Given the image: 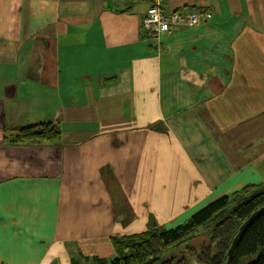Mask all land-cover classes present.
Listing matches in <instances>:
<instances>
[{"label": "crops", "instance_id": "obj_1", "mask_svg": "<svg viewBox=\"0 0 264 264\" xmlns=\"http://www.w3.org/2000/svg\"><path fill=\"white\" fill-rule=\"evenodd\" d=\"M147 7L0 0V264L109 259L149 215L170 224L264 181V0H165L211 17L162 37ZM15 106L59 141L14 144Z\"/></svg>", "mask_w": 264, "mask_h": 264}, {"label": "trees", "instance_id": "obj_2", "mask_svg": "<svg viewBox=\"0 0 264 264\" xmlns=\"http://www.w3.org/2000/svg\"><path fill=\"white\" fill-rule=\"evenodd\" d=\"M161 127L156 125V129ZM61 136L57 122L18 129L14 144L56 143ZM264 206V181L222 196L194 212L185 222L166 229L149 215L147 229L131 235L109 238L113 258L85 257L80 253L71 264H187L184 257L165 258L171 249L185 246L201 234L207 242L198 250L204 264H223L224 256L238 228ZM264 264V213L253 220L235 247L230 264Z\"/></svg>", "mask_w": 264, "mask_h": 264}, {"label": "built area", "instance_id": "obj_3", "mask_svg": "<svg viewBox=\"0 0 264 264\" xmlns=\"http://www.w3.org/2000/svg\"><path fill=\"white\" fill-rule=\"evenodd\" d=\"M124 5H133L139 2L148 3L145 16L142 20V28L147 33L156 37L167 36L178 28L191 29L198 26L202 19H210L207 13H172L165 14L162 5L165 0H119Z\"/></svg>", "mask_w": 264, "mask_h": 264}, {"label": "rangeland", "instance_id": "obj_4", "mask_svg": "<svg viewBox=\"0 0 264 264\" xmlns=\"http://www.w3.org/2000/svg\"><path fill=\"white\" fill-rule=\"evenodd\" d=\"M18 110V112L21 114V116L17 119V118H14L12 117V119L14 120L13 122H9L8 123V126H7V133H6V137H8L10 140L16 138V134L18 132V129L20 128H24V127H27V126H24L22 125L21 123L24 121L25 119V114L23 112V110L20 108V107H17L15 106ZM29 126V125H28ZM217 198L219 197H214V199H211L210 201H208L207 203H205L204 206H206L207 204H210L212 203L213 201L217 200ZM194 213V212H193ZM191 216V214L187 217H184L182 219H179L177 220L176 222H173V223H167L165 225H161L163 226L164 228L166 229H170V228H173L177 225H180L182 224L183 222H185L189 217ZM0 217H2V214L0 215ZM8 222V221H6ZM12 229V228H11ZM6 229L5 231L4 230H1L0 231V256H4L5 254V251H3L5 245L7 246L8 243H9V238H10V235H13V233H11L12 231ZM125 231H128V233H133V231H136V229H133V228H128L126 229ZM3 242L5 244H3ZM207 242V238H206V235L205 234H201L200 236H198L196 239H194L191 243H190V246L198 252V250L200 249L201 245L206 243ZM47 242H43V245L46 246ZM189 253L187 251V249L185 248V246H180V247H177V248H174V249H171L167 252V254L165 255V258H169L171 256H174V257H184L186 260H187V264H204L198 257V253ZM109 259L113 258V255L111 257H108ZM244 264V263H243ZM246 264V263H245Z\"/></svg>", "mask_w": 264, "mask_h": 264}, {"label": "water", "instance_id": "obj_5", "mask_svg": "<svg viewBox=\"0 0 264 264\" xmlns=\"http://www.w3.org/2000/svg\"><path fill=\"white\" fill-rule=\"evenodd\" d=\"M262 213H264V206L261 207L260 209H258L257 211H255L237 230L230 247L228 248L225 256H224V260H223V264H230L232 257H233V253L235 250L236 245L238 244L239 240L241 239V237L243 236V234L245 233V231L248 229V227L250 226V224L253 222V220L255 218H257L259 215H261Z\"/></svg>", "mask_w": 264, "mask_h": 264}]
</instances>
